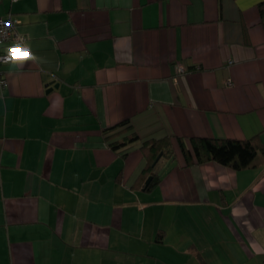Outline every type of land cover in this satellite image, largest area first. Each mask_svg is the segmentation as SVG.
I'll return each mask as SVG.
<instances>
[{
    "label": "crops",
    "instance_id": "0c3cea01",
    "mask_svg": "<svg viewBox=\"0 0 264 264\" xmlns=\"http://www.w3.org/2000/svg\"><path fill=\"white\" fill-rule=\"evenodd\" d=\"M9 14L30 57L0 68V264H264V154L187 166L176 141L264 149V0H0ZM168 136L146 191L142 144Z\"/></svg>",
    "mask_w": 264,
    "mask_h": 264
},
{
    "label": "trees",
    "instance_id": "16d2710c",
    "mask_svg": "<svg viewBox=\"0 0 264 264\" xmlns=\"http://www.w3.org/2000/svg\"><path fill=\"white\" fill-rule=\"evenodd\" d=\"M262 24H264V20ZM117 128L122 130L118 131L116 135L132 129V125L130 121L126 120L116 127L110 128L109 131H113ZM113 136L114 135H110L108 139L110 140ZM260 139L261 137L258 135L249 140L216 139L207 137H191L185 139L177 137L176 141L187 166L213 162L230 167L234 170H244L254 164L256 157L260 153L264 154ZM140 140L141 138L133 133L123 140L112 142L110 146L115 151H127L129 146ZM173 141L174 139L168 136L159 140H148L142 144L141 150L148 159V166L145 170V174L153 177L146 191H150L160 182L158 176L154 173L155 166L157 165L155 161L159 155L161 154L160 159L175 157Z\"/></svg>",
    "mask_w": 264,
    "mask_h": 264
},
{
    "label": "built area",
    "instance_id": "2783aa9c",
    "mask_svg": "<svg viewBox=\"0 0 264 264\" xmlns=\"http://www.w3.org/2000/svg\"><path fill=\"white\" fill-rule=\"evenodd\" d=\"M15 3L19 0H9ZM19 20L9 14L7 17H0V68L3 65L30 57V52L25 44V38L18 34L16 28ZM185 70L178 67V73ZM5 84L4 81H2Z\"/></svg>",
    "mask_w": 264,
    "mask_h": 264
},
{
    "label": "water",
    "instance_id": "95a60500",
    "mask_svg": "<svg viewBox=\"0 0 264 264\" xmlns=\"http://www.w3.org/2000/svg\"><path fill=\"white\" fill-rule=\"evenodd\" d=\"M160 157H161V154L159 155V157H158L157 160L155 161V164H157V162L159 161ZM152 179H153L152 176H150V177L147 179L146 184H145V188H147V187L149 186V184L151 183Z\"/></svg>",
    "mask_w": 264,
    "mask_h": 264
},
{
    "label": "clouds",
    "instance_id": "9594fccd",
    "mask_svg": "<svg viewBox=\"0 0 264 264\" xmlns=\"http://www.w3.org/2000/svg\"><path fill=\"white\" fill-rule=\"evenodd\" d=\"M32 59H36V57H32Z\"/></svg>",
    "mask_w": 264,
    "mask_h": 264
}]
</instances>
